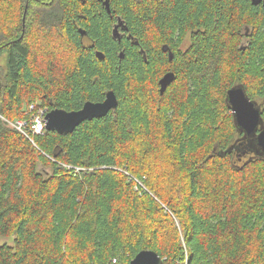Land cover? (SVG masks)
<instances>
[{
	"label": "trees",
	"instance_id": "obj_1",
	"mask_svg": "<svg viewBox=\"0 0 264 264\" xmlns=\"http://www.w3.org/2000/svg\"><path fill=\"white\" fill-rule=\"evenodd\" d=\"M108 1L0 0V264H264V155L227 101L264 103V7ZM109 90L71 132L9 123Z\"/></svg>",
	"mask_w": 264,
	"mask_h": 264
},
{
	"label": "water",
	"instance_id": "obj_2",
	"mask_svg": "<svg viewBox=\"0 0 264 264\" xmlns=\"http://www.w3.org/2000/svg\"><path fill=\"white\" fill-rule=\"evenodd\" d=\"M107 12H110L109 1L101 0ZM252 4H261L264 7V0H251ZM124 26L120 18H117L113 27V36L119 39V27ZM84 34L83 29H79ZM166 50L165 46L163 47ZM98 58L102 57V52L96 51ZM122 52H120V56ZM171 58V52H169ZM174 79L173 72L165 73L159 80V91L163 93L167 85ZM227 101L231 107L236 124L242 129L244 137H253L258 152L264 155V124L262 122L260 107L255 101L247 98L241 86H235L227 91ZM117 98L112 90L105 94L102 101H86L80 109L66 111L53 108L45 115V129L57 131L59 133L71 132L79 123L86 119L104 116L109 110L115 108ZM129 264H162V258L153 250L142 249L135 254Z\"/></svg>",
	"mask_w": 264,
	"mask_h": 264
},
{
	"label": "built area",
	"instance_id": "obj_3",
	"mask_svg": "<svg viewBox=\"0 0 264 264\" xmlns=\"http://www.w3.org/2000/svg\"><path fill=\"white\" fill-rule=\"evenodd\" d=\"M32 108L33 105L30 106V109ZM47 112L48 111L45 107H39L32 112L29 119H19L9 123L12 127L21 131L32 141V134H39L45 129V115ZM2 118L4 119V117ZM76 170H78V168H76Z\"/></svg>",
	"mask_w": 264,
	"mask_h": 264
},
{
	"label": "flooded vegetation",
	"instance_id": "obj_4",
	"mask_svg": "<svg viewBox=\"0 0 264 264\" xmlns=\"http://www.w3.org/2000/svg\"><path fill=\"white\" fill-rule=\"evenodd\" d=\"M101 1V0H100ZM102 2V1H101ZM115 24V23H114ZM113 27H114V25H113ZM119 36H121V35H123L124 34V32L125 31H127V28L125 27V25L124 26H120L119 28ZM81 35H85V32H84V34H81ZM129 35V34H128ZM166 48V47H165ZM164 50V49H163ZM140 51L142 52V49H140ZM165 51H167V56H168V58H169V52H171V51H169V50H167V48H166V50ZM144 58H145V56H144ZM170 59V58H169ZM232 88H235V85H234V87H232ZM256 103V102H255ZM256 105L257 106H259V107H261V106H263V104L262 103H256Z\"/></svg>",
	"mask_w": 264,
	"mask_h": 264
},
{
	"label": "rangeland",
	"instance_id": "obj_5",
	"mask_svg": "<svg viewBox=\"0 0 264 264\" xmlns=\"http://www.w3.org/2000/svg\"><path fill=\"white\" fill-rule=\"evenodd\" d=\"M0 62H2V58H0ZM263 105H264V103H263Z\"/></svg>",
	"mask_w": 264,
	"mask_h": 264
}]
</instances>
